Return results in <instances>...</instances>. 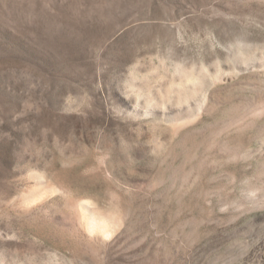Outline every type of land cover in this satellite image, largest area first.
<instances>
[{
	"label": "rangeland",
	"instance_id": "rangeland-1",
	"mask_svg": "<svg viewBox=\"0 0 264 264\" xmlns=\"http://www.w3.org/2000/svg\"><path fill=\"white\" fill-rule=\"evenodd\" d=\"M0 264H264V0H0Z\"/></svg>",
	"mask_w": 264,
	"mask_h": 264
},
{
	"label": "bare ground",
	"instance_id": "bare-ground-1",
	"mask_svg": "<svg viewBox=\"0 0 264 264\" xmlns=\"http://www.w3.org/2000/svg\"><path fill=\"white\" fill-rule=\"evenodd\" d=\"M197 77L193 73L186 75L187 81H197ZM85 206V205H84ZM83 211V209H82ZM82 214V213H81ZM84 220L87 221V227L91 231H101L103 234L107 233L108 220L102 219L96 216L92 212H88L87 209L83 211ZM109 229V228H108Z\"/></svg>",
	"mask_w": 264,
	"mask_h": 264
}]
</instances>
